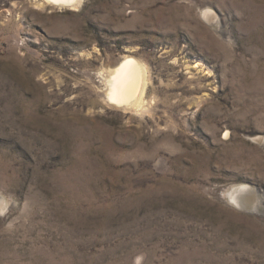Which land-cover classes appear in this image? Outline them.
Returning <instances> with one entry per match:
<instances>
[{"label":"rangeland","instance_id":"rangeland-1","mask_svg":"<svg viewBox=\"0 0 264 264\" xmlns=\"http://www.w3.org/2000/svg\"><path fill=\"white\" fill-rule=\"evenodd\" d=\"M43 5L0 0V264H264V0Z\"/></svg>","mask_w":264,"mask_h":264},{"label":"bare ground","instance_id":"bare-ground-1","mask_svg":"<svg viewBox=\"0 0 264 264\" xmlns=\"http://www.w3.org/2000/svg\"><path fill=\"white\" fill-rule=\"evenodd\" d=\"M84 0H43L44 5H50L57 9H68L78 11ZM43 5V6H44ZM45 7V6H44ZM222 32V31H221ZM196 67H199L197 65ZM108 102L114 107L123 110H141L146 105L149 89L148 67L134 57H124L115 68L108 74ZM245 189L232 193L235 204L251 208L253 201L249 198H242L241 194ZM255 203V202H254Z\"/></svg>","mask_w":264,"mask_h":264}]
</instances>
